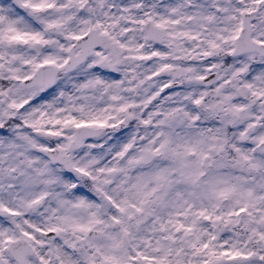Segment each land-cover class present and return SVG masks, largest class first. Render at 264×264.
<instances>
[{"label":"snow or ice","instance_id":"6c2138e0","mask_svg":"<svg viewBox=\"0 0 264 264\" xmlns=\"http://www.w3.org/2000/svg\"><path fill=\"white\" fill-rule=\"evenodd\" d=\"M0 264H264V0H0Z\"/></svg>","mask_w":264,"mask_h":264}]
</instances>
